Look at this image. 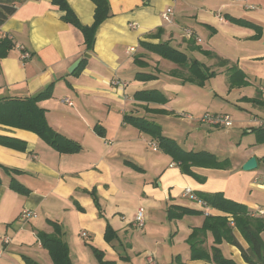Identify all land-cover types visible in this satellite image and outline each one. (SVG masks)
<instances>
[{"label": "crops", "instance_id": "crops-1", "mask_svg": "<svg viewBox=\"0 0 264 264\" xmlns=\"http://www.w3.org/2000/svg\"><path fill=\"white\" fill-rule=\"evenodd\" d=\"M65 1L83 26L93 24L91 0ZM198 1L203 0H108L111 16L98 27L91 51L86 50L83 34L63 22L52 0H26L0 27V41H11L10 48L0 47V99L34 98L51 86L50 98L37 105L53 131L78 145L75 152L58 153L37 134L0 125V137L12 139L14 145H0V264H26L25 257L37 264H52L36 235L55 236L50 222L58 224L56 236L66 244L71 264H100L94 250L103 262L113 264H147V255L155 257V264H217L192 258L188 239L203 227L206 217L222 213L184 198L185 189L196 195L220 193L264 217V142H257L253 132L264 129V0ZM167 9L172 10L171 24L161 18ZM229 18L246 21L257 30L231 24ZM202 28L209 33L205 47L194 40L200 39ZM187 29L194 35L192 40L183 38ZM143 43H166L209 71L220 66L228 79L235 73L229 79L234 91L231 88L228 95L236 94L233 102L242 113L232 134L247 126L251 140L230 158L196 151L186 147L187 142L181 146L174 126L181 130L182 121L192 115L186 111L192 110L174 104L172 96H167L168 88L156 81L158 74L147 72L152 53ZM23 52L30 58L20 59ZM202 57L209 61L201 62ZM180 72L187 75L175 64L169 71ZM137 74L156 79L154 83L137 81ZM114 79L125 86L117 89L111 84ZM148 91H157L165 101L135 98L136 93ZM127 117L154 123L183 150L212 153L228 159L230 166L180 167L156 146V140L126 123ZM165 126L175 129L165 130ZM196 126L188 125L191 130ZM200 129L198 133L203 132ZM207 135L204 138L212 132ZM252 157L257 160L256 169L243 171ZM139 207L145 210L142 230L133 223ZM171 207L201 213L181 215L174 210L176 218H170ZM22 210L37 217L23 222ZM83 232L86 237L81 236ZM107 232L110 241L105 239ZM232 233L247 249L233 226ZM2 238L8 243L3 244ZM199 239L207 252L217 247L223 257L247 264L236 247L225 241L215 244L211 233Z\"/></svg>", "mask_w": 264, "mask_h": 264}, {"label": "trees", "instance_id": "trees-1", "mask_svg": "<svg viewBox=\"0 0 264 264\" xmlns=\"http://www.w3.org/2000/svg\"><path fill=\"white\" fill-rule=\"evenodd\" d=\"M91 1L95 5L94 22L90 27H86L78 21L65 0H52V4L57 6L62 13L61 19L63 22L73 26L83 34L87 51H91L93 48L98 27L111 16L108 0ZM24 2H26V0H0V27H2L6 20L14 14L18 6ZM228 20L234 25L249 28L254 27V25L246 21L234 18H229ZM254 28L257 30L256 27ZM3 46L10 48L11 41L6 38L0 41V47ZM141 46L148 52L186 71L187 75H189L187 81H197L202 85L208 77L214 75V73L203 68L197 61L190 60L185 53L172 48L166 43H143ZM233 77H236L235 73L230 75L229 79L231 80ZM135 79L137 81H152L156 79V76L151 74H137ZM51 93V86H49L43 92H39L34 98L14 100L0 99V125L11 126L12 128L23 129L37 134L40 139L58 153L75 152L78 149V145L53 131L46 122L45 111L37 105L38 101L50 98ZM135 98L146 102L165 101V98L157 91L136 93ZM125 120L126 123L133 125L142 133L156 140V146L172 157L180 167L196 166L202 168L228 169L230 166L228 159H221L212 153L188 152L183 150L175 141L164 137L161 133V128L154 123L133 117H127ZM253 132L257 134V142H264V129L253 130ZM0 145L14 147L12 139L5 137H0ZM10 187L15 190L19 188V186L16 187L13 185H10ZM197 197L202 200L208 208L221 212L222 216L206 217L203 227L189 237L188 240L192 258L210 259L217 264H237L233 259L223 257L220 249L217 247H212L210 252H207L205 248L201 247L203 241L199 239L200 235L209 232L212 234L215 244H220L222 241H225L236 247L240 251L241 258L245 263L264 264V240L262 238L264 232V217L254 215L249 212L245 206L225 199L220 193L211 195L197 194ZM174 210L181 211V215L201 213L191 209L171 207L169 209L170 218H176V215L172 212ZM50 224L55 229L56 234H59L58 224L54 222H50ZM232 226L240 232L247 242V249H243L236 241L232 233ZM56 234L54 236L36 232L37 240L41 247L48 251L52 264H71L67 246ZM105 239L107 241L111 240L110 232L106 233ZM94 254L100 264H113L103 262L102 255L98 251L94 250ZM23 259L26 264H37L29 258L25 257Z\"/></svg>", "mask_w": 264, "mask_h": 264}, {"label": "rangeland", "instance_id": "rangeland-1", "mask_svg": "<svg viewBox=\"0 0 264 264\" xmlns=\"http://www.w3.org/2000/svg\"><path fill=\"white\" fill-rule=\"evenodd\" d=\"M216 1L217 0H212L209 2V0H203L198 2L200 4H211ZM191 26H194V23H191ZM208 34L209 33L206 31V28H202V31L199 33V37L201 39L199 44L201 43L200 45L203 47L206 45ZM150 58L152 61L150 62V70L147 72L158 74V79L156 81L160 82V87L168 88L167 96H172L174 104H181V106L188 107L192 110L186 111L192 115H190L191 118L189 121H182V127H180L182 131L179 130L177 124L174 126L177 130L176 138L181 146L187 142L185 146L195 148L194 150L196 151L200 149L209 150L216 155L229 157L238 152L240 147L244 146L247 141L251 140V137L247 134V131H249L247 126L243 127V130H238L232 134L233 128H235L236 125H239V121H237L236 118L242 112L241 109L236 107L233 102L236 98V94L228 95L229 91L232 92L234 89L231 87L227 75L220 70V66H217L218 69L216 68L214 72L209 71L214 73V75H212V77H208V79L200 85L197 81H187L189 75L184 73L180 72L177 74H170L169 71L174 66L171 62L154 54H152ZM202 58L200 60L203 63L209 61L208 58ZM157 70H159L160 73H158ZM152 82L154 83V81ZM228 96H230L229 98L231 99H227ZM222 112H225L226 114ZM206 114L227 115L232 122L231 128H216L209 126L208 124H202L200 119ZM183 117L186 118L185 115H183ZM188 125L197 126L195 129L191 130ZM183 126L187 129L183 128ZM174 127L165 126L164 129H175ZM200 127L203 128V132L198 133V131L201 130ZM207 132L208 134L212 132V135L208 139L204 138L208 136Z\"/></svg>", "mask_w": 264, "mask_h": 264}, {"label": "built area", "instance_id": "built-area-1", "mask_svg": "<svg viewBox=\"0 0 264 264\" xmlns=\"http://www.w3.org/2000/svg\"><path fill=\"white\" fill-rule=\"evenodd\" d=\"M233 3H241V2H246V0H231ZM250 9H254V7H249ZM218 19L220 21H223V18L221 16H217ZM161 18L163 20L164 23L166 24H171L172 23V10L171 9H167L165 12H163L161 14ZM193 33L190 30H184L183 31V38L186 40H192L193 39ZM0 38H1V34H0ZM194 40L199 43L200 39L199 38H194ZM130 52L134 51V48H130L129 49ZM27 58H30L29 54L27 52H23L21 55L22 60H25ZM111 84L116 87L117 89H122L125 85L118 79H114L111 81ZM189 119L191 118L190 116L188 117ZM200 122L203 124H208L209 126L212 127H221V128H229L232 125V122L230 120V118L227 115H204L201 119ZM262 125L264 126V124L262 123ZM152 147H156L154 144L151 145ZM183 197L187 198L188 200L196 203L199 206L202 207H207L206 204L200 200L196 194H194L191 190L189 189H185L183 191ZM37 216L34 212L32 211H28V210H22L20 213L19 218L23 221V222H28L31 219H35ZM134 227L136 230H142L144 227V223H145V210L141 207H139L136 211L135 217H134ZM82 237H86V233L83 232L81 234ZM1 242L3 244H7L8 243V239L7 238H2ZM146 262L147 264H155V257L153 255H147L146 256Z\"/></svg>", "mask_w": 264, "mask_h": 264}, {"label": "water", "instance_id": "water-1", "mask_svg": "<svg viewBox=\"0 0 264 264\" xmlns=\"http://www.w3.org/2000/svg\"><path fill=\"white\" fill-rule=\"evenodd\" d=\"M80 60H78L72 67L68 70L69 73L73 72L77 66L79 65ZM257 167V160L255 157L250 158L245 162V164L242 166V170L245 172H250L255 170Z\"/></svg>", "mask_w": 264, "mask_h": 264}]
</instances>
